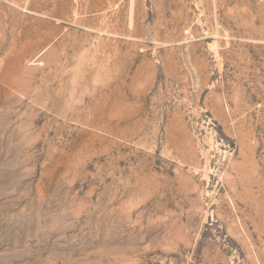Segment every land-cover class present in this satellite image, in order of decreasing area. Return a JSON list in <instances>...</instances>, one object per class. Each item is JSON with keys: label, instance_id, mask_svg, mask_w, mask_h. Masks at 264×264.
Listing matches in <instances>:
<instances>
[{"label": "rangeland", "instance_id": "rangeland-1", "mask_svg": "<svg viewBox=\"0 0 264 264\" xmlns=\"http://www.w3.org/2000/svg\"><path fill=\"white\" fill-rule=\"evenodd\" d=\"M0 264H264V0H0Z\"/></svg>", "mask_w": 264, "mask_h": 264}]
</instances>
